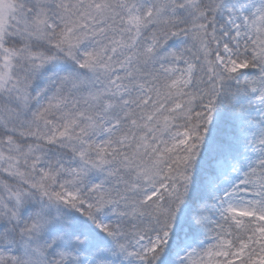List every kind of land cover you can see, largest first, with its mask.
<instances>
[{
  "label": "snow or ice",
  "instance_id": "1",
  "mask_svg": "<svg viewBox=\"0 0 264 264\" xmlns=\"http://www.w3.org/2000/svg\"><path fill=\"white\" fill-rule=\"evenodd\" d=\"M0 264H264V0H0Z\"/></svg>",
  "mask_w": 264,
  "mask_h": 264
}]
</instances>
